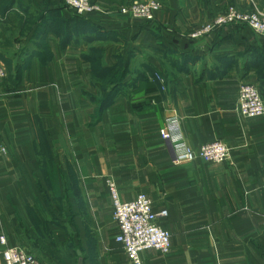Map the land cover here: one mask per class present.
<instances>
[{
  "label": "crops",
  "instance_id": "obj_1",
  "mask_svg": "<svg viewBox=\"0 0 264 264\" xmlns=\"http://www.w3.org/2000/svg\"><path fill=\"white\" fill-rule=\"evenodd\" d=\"M95 1L112 14L0 0V238L39 264H130L112 180L122 201L145 194L168 212L172 251L143 264H264V117L235 111L243 85L264 99V37H190L229 7L264 13V0H156L154 21L116 13L140 0ZM175 114L190 147L223 142L230 161L174 164L160 129Z\"/></svg>",
  "mask_w": 264,
  "mask_h": 264
},
{
  "label": "built area",
  "instance_id": "obj_2",
  "mask_svg": "<svg viewBox=\"0 0 264 264\" xmlns=\"http://www.w3.org/2000/svg\"><path fill=\"white\" fill-rule=\"evenodd\" d=\"M65 7L79 17H88L94 13L112 14L99 6L95 0H63ZM252 10L244 7H229L225 14L218 15L209 23L195 29L191 39L199 40L217 30L246 26L258 36L264 37V13L259 12L254 3ZM161 5L156 0H140L131 6L119 9L122 16L139 21H154ZM7 78V70L0 59V79ZM155 79L164 83L161 76ZM235 111L247 119L264 117V99L255 85H243ZM181 118L175 114L168 117L160 129V138L171 149L173 163L177 165L204 161L209 164H225L230 161L231 151L223 142H214L195 150L190 147L182 134ZM113 208V219L118 228L116 241L123 247L130 264H143L142 254L156 251L163 256L172 251V235L159 224L160 219L168 217L167 211L155 212L152 200L145 194L138 195L133 201L121 199L117 184L107 182ZM2 257L5 264H39L37 257L22 247H11L4 237L0 238Z\"/></svg>",
  "mask_w": 264,
  "mask_h": 264
},
{
  "label": "trees",
  "instance_id": "obj_3",
  "mask_svg": "<svg viewBox=\"0 0 264 264\" xmlns=\"http://www.w3.org/2000/svg\"><path fill=\"white\" fill-rule=\"evenodd\" d=\"M40 147H39V151L42 153V151H43V153H44V151L46 150V148H45V145H39ZM46 152V151H45Z\"/></svg>",
  "mask_w": 264,
  "mask_h": 264
},
{
  "label": "water",
  "instance_id": "obj_4",
  "mask_svg": "<svg viewBox=\"0 0 264 264\" xmlns=\"http://www.w3.org/2000/svg\"><path fill=\"white\" fill-rule=\"evenodd\" d=\"M80 254H81V253H79V255H80ZM78 264H83V261H82V260H80Z\"/></svg>",
  "mask_w": 264,
  "mask_h": 264
},
{
  "label": "rangeland",
  "instance_id": "obj_5",
  "mask_svg": "<svg viewBox=\"0 0 264 264\" xmlns=\"http://www.w3.org/2000/svg\"><path fill=\"white\" fill-rule=\"evenodd\" d=\"M228 9H229V8H228ZM71 12H72V11H71ZM224 14H225V13H224ZM220 15H222V14H220ZM43 155H47V153H46V154L44 153ZM208 164H209V163H208Z\"/></svg>",
  "mask_w": 264,
  "mask_h": 264
}]
</instances>
